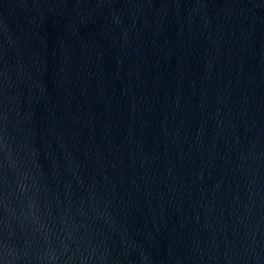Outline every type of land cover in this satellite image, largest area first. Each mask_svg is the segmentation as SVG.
Returning <instances> with one entry per match:
<instances>
[{"label":"water","instance_id":"95a60500","mask_svg":"<svg viewBox=\"0 0 264 264\" xmlns=\"http://www.w3.org/2000/svg\"><path fill=\"white\" fill-rule=\"evenodd\" d=\"M0 264H264V0H0Z\"/></svg>","mask_w":264,"mask_h":264}]
</instances>
